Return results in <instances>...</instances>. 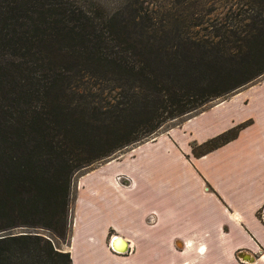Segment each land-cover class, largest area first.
Returning a JSON list of instances; mask_svg holds the SVG:
<instances>
[{"label":"trees","instance_id":"1","mask_svg":"<svg viewBox=\"0 0 264 264\" xmlns=\"http://www.w3.org/2000/svg\"><path fill=\"white\" fill-rule=\"evenodd\" d=\"M200 1L0 0V264H71L77 172L264 75V0Z\"/></svg>","mask_w":264,"mask_h":264},{"label":"crops","instance_id":"2","mask_svg":"<svg viewBox=\"0 0 264 264\" xmlns=\"http://www.w3.org/2000/svg\"><path fill=\"white\" fill-rule=\"evenodd\" d=\"M67 251L71 264H264V76L81 174Z\"/></svg>","mask_w":264,"mask_h":264},{"label":"rangeland","instance_id":"3","mask_svg":"<svg viewBox=\"0 0 264 264\" xmlns=\"http://www.w3.org/2000/svg\"><path fill=\"white\" fill-rule=\"evenodd\" d=\"M165 1L166 0H150V4H151L152 7L153 6L154 7H156V6L161 7L162 4L165 3ZM243 2H245V1H243V0H201L199 2V4H197L196 8H197L198 11H201L203 13V11L206 12L205 10L208 9V8H212V10H217V12H219V11L223 12V11L227 10L229 7H231L232 8V12L228 11L227 15L233 14V16H236L237 14H239L241 9H245V8L248 9L246 7V5H243V6L237 5L238 3L240 4V3H243ZM200 9H202V10H200ZM211 12L215 13L214 11H211ZM260 78L261 77H259L258 79H260ZM219 100H221V99H215L213 101H210L203 108H207V107H209L210 105H212L213 103H215L216 101H219ZM196 113H198V111H195L193 113H190L189 115H186V116H183V117H180V118H177V119H172V120L166 121L163 125L160 126V128L155 133L150 134L148 136H145L143 139L140 140L139 143H141L143 141H146V140H149V139L153 138L154 136H156L157 134H159L160 132H164L165 130L169 129L170 127H173L175 125L180 124L183 119H185L188 116L194 115ZM136 144H134V145H136ZM134 145H132V146H134ZM132 146L124 148L120 152H116L113 155L114 158H112V159H116L121 154H123L125 151L130 149ZM105 162H107V161L101 160L100 162H95L90 168L77 172L74 175V177H73V189H72L73 200H72V203H71V212H70L71 222H70V227L68 228V233H67L65 238L56 239L55 240L56 244L61 249L65 250V251H67L68 246H69V239H70V233H71V224H72V219H73V206H74V201H75V196H76V187H77L78 178L81 176V174L85 173L86 171L90 170L91 168H93L95 166H99L100 164H103ZM33 230L34 229H32V228L18 226V227L13 228L11 230V232H13V233H21V232H24V231H33ZM40 231L42 233H44V234L48 233L47 231H44V230H40Z\"/></svg>","mask_w":264,"mask_h":264},{"label":"water","instance_id":"4","mask_svg":"<svg viewBox=\"0 0 264 264\" xmlns=\"http://www.w3.org/2000/svg\"><path fill=\"white\" fill-rule=\"evenodd\" d=\"M119 239L121 240L122 238L120 236H113V238L111 239V244L110 245H111L112 250L115 251V252H118V253L126 252L127 249H128L127 247L125 249L124 248L120 249V248L116 247L115 241L119 240Z\"/></svg>","mask_w":264,"mask_h":264},{"label":"bare ground","instance_id":"5","mask_svg":"<svg viewBox=\"0 0 264 264\" xmlns=\"http://www.w3.org/2000/svg\"><path fill=\"white\" fill-rule=\"evenodd\" d=\"M117 247V246H116ZM117 248H120V247H117ZM120 249H123V247H121ZM125 249V248H124Z\"/></svg>","mask_w":264,"mask_h":264},{"label":"snow or ice","instance_id":"6","mask_svg":"<svg viewBox=\"0 0 264 264\" xmlns=\"http://www.w3.org/2000/svg\"><path fill=\"white\" fill-rule=\"evenodd\" d=\"M201 251H203V249H201Z\"/></svg>","mask_w":264,"mask_h":264}]
</instances>
